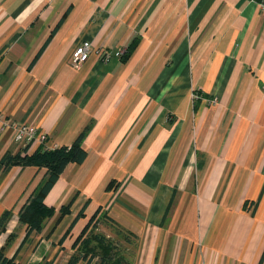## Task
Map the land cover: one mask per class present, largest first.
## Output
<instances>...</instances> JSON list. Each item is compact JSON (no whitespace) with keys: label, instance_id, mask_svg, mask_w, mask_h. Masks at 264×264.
Listing matches in <instances>:
<instances>
[{"label":"crops","instance_id":"obj_1","mask_svg":"<svg viewBox=\"0 0 264 264\" xmlns=\"http://www.w3.org/2000/svg\"><path fill=\"white\" fill-rule=\"evenodd\" d=\"M259 1L0 0V160L25 147L14 122L47 134L32 151L89 127L85 160L46 195L41 232L27 235L19 212L46 168L0 171V250L15 264H67L98 213L140 243L135 262L110 264H264ZM86 40L94 51L75 66Z\"/></svg>","mask_w":264,"mask_h":264},{"label":"trees","instance_id":"obj_2","mask_svg":"<svg viewBox=\"0 0 264 264\" xmlns=\"http://www.w3.org/2000/svg\"><path fill=\"white\" fill-rule=\"evenodd\" d=\"M132 50V47L126 49L125 55H127ZM86 126L83 131L77 136L75 141L70 146H60L54 149L37 147L32 151L33 144H27L24 149L20 152L13 153L8 151L0 160V171L7 172L12 166H38L40 168H46V175L42 184L37 187L32 194L29 196L27 202L22 206L19 217L22 223L27 225V235L31 234L33 231L41 232L43 229L44 220L54 213V209L49 207L45 198L48 192L53 187L54 183L59 179L61 174L64 172L65 168L70 163H80L83 162L87 156V150L83 145V139L88 130ZM114 181L110 182L108 187H111ZM73 200H70L67 204L63 205L61 208V215H66L71 212ZM249 204V201L245 202V206ZM9 211H6L1 220L0 228H2L9 217ZM83 214V211L79 216ZM97 214H94L86 226L81 231L80 235L74 242V247L79 244L81 238L88 230L94 228V224L97 226ZM67 234L61 239L64 241ZM86 242V240H83ZM88 254V252H87ZM87 254L81 255L79 252H75L69 259L67 264H77L80 259H87ZM95 255V254H93ZM264 259V253L262 255L261 261ZM88 261H91L89 259ZM115 262L108 251H105L100 256V261L98 264H110ZM0 264H15V257H8L3 250H0Z\"/></svg>","mask_w":264,"mask_h":264},{"label":"rangeland","instance_id":"obj_3","mask_svg":"<svg viewBox=\"0 0 264 264\" xmlns=\"http://www.w3.org/2000/svg\"><path fill=\"white\" fill-rule=\"evenodd\" d=\"M93 227L83 235L77 246H73L76 252L81 255L88 252L87 258L96 264L99 263L100 256L105 251L109 252L115 262L133 263L136 261V247L140 245L139 242L132 239L127 242L123 239V236L119 235L121 233L114 226L108 225L106 222L99 223L98 221L97 226L94 224ZM83 240H86V242H83Z\"/></svg>","mask_w":264,"mask_h":264},{"label":"built area","instance_id":"obj_4","mask_svg":"<svg viewBox=\"0 0 264 264\" xmlns=\"http://www.w3.org/2000/svg\"><path fill=\"white\" fill-rule=\"evenodd\" d=\"M259 5L264 12V0L259 1ZM94 48L90 41L86 40L80 43L75 51L72 54V63L75 66H81L92 54ZM126 49L122 52L125 53ZM97 52H99L97 50ZM109 53H105L103 56L104 59H108ZM14 129V139L17 142L23 143L25 146L27 144H44L47 141V134L43 131H40L38 127L22 122L11 124Z\"/></svg>","mask_w":264,"mask_h":264}]
</instances>
